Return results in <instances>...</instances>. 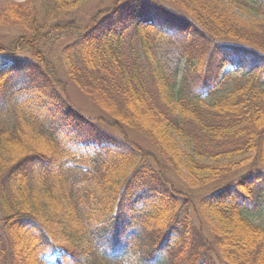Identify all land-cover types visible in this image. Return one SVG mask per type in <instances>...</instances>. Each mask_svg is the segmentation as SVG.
Returning <instances> with one entry per match:
<instances>
[{
  "label": "trees",
  "instance_id": "16d2710c",
  "mask_svg": "<svg viewBox=\"0 0 264 264\" xmlns=\"http://www.w3.org/2000/svg\"><path fill=\"white\" fill-rule=\"evenodd\" d=\"M41 1L40 12L31 1L0 15L19 30L0 44V264H264V226L244 215L264 192V19L221 0H115L79 30L84 0ZM63 35L70 81L156 156L64 96L43 54ZM125 35L171 59L124 64ZM170 175L222 183L198 197L217 223L212 245Z\"/></svg>",
  "mask_w": 264,
  "mask_h": 264
},
{
  "label": "rangeland",
  "instance_id": "374dc122",
  "mask_svg": "<svg viewBox=\"0 0 264 264\" xmlns=\"http://www.w3.org/2000/svg\"><path fill=\"white\" fill-rule=\"evenodd\" d=\"M31 1L34 3L35 8L40 12L41 0H0V15L4 13L5 8L9 4H24L31 5ZM115 0H84L81 2L75 11L72 13L75 20V25L79 30H83L90 22L91 18L98 12L107 10L113 7ZM123 1V0H121ZM222 2L228 4L233 10L243 19H264V9L252 4L251 2L244 0H221ZM38 22L42 21V13H39ZM64 24V22H62ZM11 26L0 25V44L6 45L10 42L13 37L18 34L17 29ZM51 38V37H48ZM70 37H60L57 41L48 39L44 49L45 58L52 64L57 78L61 82V87L64 89L63 94L69 100V102L76 107L83 115L98 119L101 126L108 132L114 134L120 138L130 139L134 143L142 146L145 150L149 151L153 156H156V152L150 143L139 133L128 128L124 124L114 122L105 112H103L98 106L92 103L84 94H82L78 88L70 81L69 77L66 75L65 67L60 58V52L62 47L68 43ZM118 50L121 56V60L124 64L130 66L132 62L140 63L143 66H147V58L154 65L162 61H168L171 58L166 56L169 53H165L162 56V48L158 47L153 51V55L150 54L148 57L142 52V46L137 37L130 38L128 35L123 36L118 43ZM176 53V52H175ZM170 56H173L170 53ZM184 59L180 60L179 68L182 67ZM224 74V73H223ZM235 82H228L225 85L224 90H232L233 84ZM2 118L6 119L10 126L13 125V116L10 114L2 115ZM238 175V174H237ZM235 175L234 177H236ZM173 185L182 190L183 192L191 194L193 198V203L191 206V216L195 225L201 228L205 237L213 243V239L210 232V227H215L217 223L210 219L204 218L199 210L198 197L210 191L213 186H220V184H215L213 186H205L201 188H191L189 187L186 179L184 177L170 175L169 176ZM246 214V215H245ZM244 215L248 220L254 224L264 226V192L261 195H254L248 204L247 210ZM54 238L56 242L63 244V229L58 227L54 230ZM61 255L59 250L47 256L48 261H54L55 259H60ZM128 264V263H125Z\"/></svg>",
  "mask_w": 264,
  "mask_h": 264
}]
</instances>
